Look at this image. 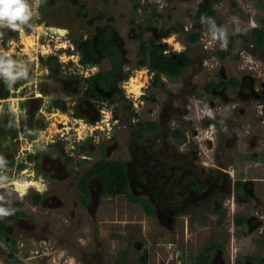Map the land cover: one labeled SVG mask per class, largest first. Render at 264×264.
I'll return each mask as SVG.
<instances>
[{
  "label": "rangeland",
  "instance_id": "1",
  "mask_svg": "<svg viewBox=\"0 0 264 264\" xmlns=\"http://www.w3.org/2000/svg\"><path fill=\"white\" fill-rule=\"evenodd\" d=\"M200 1L43 0L42 2V0H25L29 18L23 23V28L27 36L36 37L37 49L46 53L45 58L58 54L59 58L66 62L69 60L64 64L63 70L73 67L70 59L76 60V52L70 48L74 52L67 53V49L69 50L70 45L74 46V42L83 38L85 32L90 35L95 26L99 29L113 28L117 33V40L122 42L123 49L128 52L130 58L128 64L131 68L124 84L127 85V82L135 77L142 86L151 83L147 90V94L151 95L149 101L164 111L167 109L164 107L168 104L169 95H173L175 99L179 98L178 95L186 93L190 96L218 97V92L212 93V88L208 89L207 86L219 80L221 69H224L225 73H233L235 77L239 76L236 78V83H231V87H224L227 95H244L250 91L251 82H248L244 76L254 77L252 86L256 85L259 92L264 95V53L259 46L252 45L248 40L250 31L254 27L264 26V0H217L214 2L216 20L221 22L218 30L222 31L228 39L232 38L219 43L211 36L213 26L205 27L202 24L198 30L192 28L195 22L201 24L195 18ZM98 13L102 18H97L93 26L89 22L87 25L86 21ZM41 21L59 30L62 35L41 38L39 36ZM138 27L142 30L141 35H139ZM172 27L176 29L173 30ZM162 28L167 31L165 37L158 34L159 29ZM186 28L189 31L183 30ZM65 29L68 31L67 34L62 32ZM11 30L7 22H0L1 38L9 37ZM193 32H197L200 38L197 42L190 43L189 36ZM238 34L246 35L245 41L235 39L234 37ZM22 39L23 35L17 39V42L22 45L16 47V42H11L7 47V54L16 50L21 52ZM151 39H155L158 43H165L168 53L184 51L189 54L190 65L185 74H182L183 76L171 77L160 73L158 85H152L153 80H149L147 70L150 69L147 65L137 66L140 61L137 55L140 43L143 41L147 44ZM42 42L45 44V49L41 48ZM245 45L249 48L246 49ZM3 46L5 47L6 44L4 43ZM24 52H28L25 51V47ZM8 59L11 57L9 56ZM104 62L101 66L108 67L106 58ZM46 66L48 72L43 75L48 74L44 76L46 79H43L39 86L45 89L47 95L52 93L67 95L64 84L67 85L71 78L62 72L61 68V72H56L57 67L53 62L47 63ZM95 69L97 67L93 71ZM225 75L227 78L230 77L228 74ZM38 78L42 79L43 76L37 77L36 81ZM204 88H207L205 92H203ZM241 88L244 91H241ZM202 96H199L200 101L196 100V102L208 108V105L202 104ZM10 103L14 106L12 103L15 101L11 99ZM149 107L147 105V108L144 107L141 112L145 120L151 119L148 114ZM65 108L64 112L71 111L69 104H66ZM193 111L195 112L192 115L198 114L195 116L197 121L202 123L207 121L208 117L202 120L207 113H201L196 109ZM225 114L227 112L223 109L219 118L221 119ZM203 132L202 136L206 137V131ZM202 146L206 151L208 146ZM156 147L158 144L155 149ZM132 153L131 148L128 147L127 153L120 159L126 161L127 165L136 166ZM43 158L45 160L42 161ZM43 158H38L39 172L47 177L64 174L63 165L53 154L44 155ZM236 158V156L233 158L232 163L237 166ZM0 168H2L1 162ZM9 177H12L11 174L3 178L2 182L5 186L0 187V209L6 213V215H0V223L3 224V228L0 229V264H141L140 258L145 250L148 251L149 263V260H153V254L163 253V243L168 241L171 237L170 233L175 231L180 232L183 239L190 238H188L190 242L185 243L183 249L190 251L191 264H194V257L212 241L221 243L222 247L214 251L210 264H250V260L246 257L254 258L251 264H260L264 258V243L259 241L260 238L264 239V233L257 234L259 229L264 230V205L256 207L253 202L250 205L247 201L248 197L245 196H235L236 201L231 199L229 207L222 208V206L208 204L202 209H195L196 212L190 223L184 222L181 225L183 218L180 215L183 211L178 209L179 215L174 220L164 211L152 217L145 215L134 199L136 197L150 198V196L143 189L136 190L133 183L129 186L132 199L125 195L114 197L102 195L99 180L93 178L89 182V196L84 204L78 196L79 191L74 183L62 190L63 200L59 196L57 199L43 194L41 203L35 205L32 204V196L36 191L30 188L25 195L18 197L17 192L12 188L13 185L9 184L13 182ZM252 177L264 179V172H257ZM229 180L232 183V180ZM261 183L256 186H262L263 193L260 192V194L264 198V182ZM230 195L231 192L227 197L230 198ZM263 198L260 197L264 204ZM16 202L20 203L19 207H16ZM255 213L260 220L256 223L259 224L257 228L246 222L249 216ZM237 216H244L246 223L244 222L241 226L235 224L234 220ZM186 224H188V233L185 234L183 230Z\"/></svg>",
  "mask_w": 264,
  "mask_h": 264
},
{
  "label": "flooded vegetation",
  "instance_id": "2",
  "mask_svg": "<svg viewBox=\"0 0 264 264\" xmlns=\"http://www.w3.org/2000/svg\"><path fill=\"white\" fill-rule=\"evenodd\" d=\"M96 16L98 15H94L92 19ZM90 21L91 18L86 24L93 26L95 20ZM15 24L16 28L11 27L9 37L4 39L0 37V46L6 44V51L0 54V162L3 169L8 168L12 176L9 179L12 181L24 178L25 181L38 182L29 184L27 188L28 190L32 186L36 191L32 199L36 194L40 195L39 202L32 204L41 203L43 194L49 198L60 197L63 200L62 190L74 183L78 190V182L96 162L102 159L123 160L120 158L127 153L129 147L135 158L132 160L137 163L136 166L127 165L123 160L127 166L129 183H133L136 190L147 191L150 198L136 199L148 198L153 203L157 215L164 211L174 220L179 215L177 209L181 210L183 225L184 222L190 223L195 209H202L208 204L229 207L231 201L235 202V196L238 195L248 197L250 205L251 202L256 207L264 205L260 199L263 198L260 194L263 193L262 186H256L262 184L264 179L252 177L257 172H264V95L259 92L256 85L252 86L254 77L244 76L251 82L248 93L227 95L225 88L231 87L233 82L236 83L239 76L235 77L233 73H225L224 69H221L219 80L207 86L208 89L212 88V93L218 92V97L190 96L186 93L178 95L179 98L175 99L173 95H169L168 104L164 107L169 111H164L149 101L151 95L147 94V90L151 83L143 86L140 83L139 93H133L128 89L129 81L127 85L124 84L127 79L125 75L131 68L128 64L130 62L128 52L123 49L122 42L117 40L118 36L113 28L99 29L95 26L93 33L88 35L85 32L83 38L67 49V53H73L75 50L79 56L76 63L70 59L76 64L75 73L61 70L71 78L67 85L64 84L67 95L65 93L47 95L45 89L39 85L48 74L43 75L48 72L47 63H55L56 72H61L60 55H49L45 58L46 53L43 50H35L37 41L34 35H32L34 52L26 48L25 51L28 52H24L23 44L21 52L16 50L17 52L8 55L9 44L15 41V47L22 45L17 39L26 34L23 23L16 21ZM47 25L44 21L40 22L41 38L53 37L58 34L56 32L62 35L59 30ZM201 26L202 23L195 22L192 28L198 30ZM183 30L189 31L188 28ZM64 32L67 34L68 31L65 29ZM80 41H89L97 62L87 63L85 55L78 49ZM41 44L45 46L43 42ZM70 48L74 49L73 52ZM164 53L169 54L166 50ZM9 56L11 59H8ZM52 57L56 60H52ZM102 57L108 61V67L101 66L105 63V58ZM96 67L97 69L93 71ZM225 74L230 77L227 78ZM39 76L43 78L36 81ZM153 78L149 80H154ZM206 89L204 88L203 92ZM241 91L244 90L241 88ZM11 92L16 93L13 100L16 101L14 107H17V111L13 107V115L9 118ZM48 96L50 103L44 104V98ZM199 96H202V104L208 105V108L196 102L200 101ZM66 104L71 107V116L74 119L84 120L92 129L91 134H87L82 143H69L67 139L59 138L57 123H61L60 116L63 113L59 110L65 111ZM43 105L48 112L44 111L47 118L42 114ZM147 105L150 106L148 112L150 120L142 118L141 112ZM194 109L207 113L202 117V120L208 117L205 123L196 120L195 116L198 114L192 115ZM223 109L227 114L220 119V112L223 113ZM68 117L70 118L69 115ZM49 126L52 127L48 130ZM38 128H44V131ZM34 129L39 133L38 139L51 138L53 133L56 141L52 144L43 143L35 153L29 152L22 147L28 144L26 140L30 139ZM177 131L179 134L176 135ZM203 131H206V137L202 136ZM157 144L158 147L155 149ZM202 145L208 146L206 151ZM30 149L33 150L34 147ZM49 154H53L63 165V175L47 177L38 171V158L42 159L44 155ZM235 156L237 166L232 163ZM25 168H29L27 174H23ZM93 178L98 180L96 176L89 178L88 189ZM43 186L44 190L40 192L39 189ZM230 192L229 198L227 195ZM256 214L245 219L254 228L258 227L259 224L256 223L260 221ZM234 222L237 224L236 220ZM259 233L263 234L264 230L259 229L257 234Z\"/></svg>",
  "mask_w": 264,
  "mask_h": 264
},
{
  "label": "trees",
  "instance_id": "3",
  "mask_svg": "<svg viewBox=\"0 0 264 264\" xmlns=\"http://www.w3.org/2000/svg\"><path fill=\"white\" fill-rule=\"evenodd\" d=\"M166 1L171 2L173 0ZM216 1L217 0H202L197 6L195 18L203 25L213 26V35L218 42H222L224 40H231L232 38L228 39L222 31L218 30V27L221 25V22H217L215 10L213 8L214 2ZM46 4L49 5V3ZM97 15L98 16H96V18L91 19V21L96 20L97 18H102L100 13H98ZM138 29L140 32L139 35H141L142 30L140 27H138ZM172 29L175 30L176 27H172ZM158 34L161 37H165L167 35V31L162 28L159 29ZM234 38H237V40L243 42L245 41V38H247V36L238 34ZM198 39L199 34L197 32H193L189 36L190 43H195L198 41ZM248 40L250 43H252V45L259 46L261 51L264 53V26L254 27L250 31ZM245 47L246 49L249 48L248 45H245ZM78 49L81 54L85 55V60L87 61V63L97 62V58L95 57V53L92 50L89 41H80ZM165 50L166 44L158 43L155 41V39H151L147 44L142 41L139 45L137 55L140 57V61L137 63V66L147 65L150 71H153L155 73L154 80L152 83L153 85H158L160 73L166 74L171 77H178L182 75L190 65V56L187 52L182 51L178 53L174 52L166 54L164 53ZM51 59L56 60L55 57H52ZM125 77H127V74L125 75ZM175 134H179L178 131L175 132ZM92 176H96L98 178L101 185L102 195L109 197L125 195L130 197L129 174L127 172L126 163L123 160H99L94 164V167H92L86 173L84 178L80 179L77 185L79 191L78 196L80 197V200L83 204L87 202V198L89 196L87 181ZM130 198L132 199V197ZM32 200L34 203L39 202L40 195L36 194ZM134 201L139 203L145 215L149 217L155 215V207L148 198L140 200L134 199ZM16 204L19 205L20 203L16 202ZM235 220L238 225H242L245 222L244 216H237ZM2 228L3 224L0 223V229ZM263 240L264 239H259L260 242L262 241V243H264ZM221 247L222 244L219 242L212 241L208 243L194 257V264H210L213 259L214 251ZM246 258L250 260V264L251 262H253L254 258ZM147 260L148 253L145 250L143 251V254L140 258L141 264H146ZM191 260L192 259L190 258V261ZM260 264H264V258L261 260Z\"/></svg>",
  "mask_w": 264,
  "mask_h": 264
},
{
  "label": "built area",
  "instance_id": "4",
  "mask_svg": "<svg viewBox=\"0 0 264 264\" xmlns=\"http://www.w3.org/2000/svg\"><path fill=\"white\" fill-rule=\"evenodd\" d=\"M73 47V46H72ZM4 51H6V48L2 45L0 46V54L1 53H4ZM76 60H75V63L77 62L79 56L78 54L76 53ZM60 63H61V68H64V64H66V61L63 60L62 58H60ZM63 70V69H62ZM63 71H66V72H69V73H75L76 72V64H73V67L71 68H68L63 70ZM148 74H149V79H151L153 77V75L155 74L153 71H150V70H147ZM39 96V95H37ZM45 113H48V112H45ZM43 115V117L46 118V115ZM70 114V118H72L74 121V123H69L68 126L69 128L66 129L67 126L65 125H62V123H57L59 124V138L61 139H67L69 143H73V142H76V143H82V140L86 137L87 134H91V127L88 126V124H85L84 123V120H78V119H74L72 116H71V111L68 112ZM43 114V112H42ZM42 118V117H41ZM49 121V120H48ZM50 123V122H48ZM80 126V131L78 130L77 131V127ZM65 128V129H63ZM44 128H38V130L40 131H44L43 130ZM38 132H33L30 137V139H27V143L28 144H24L22 148H25L27 149L29 152H32V153H35L37 152L41 145L43 143L45 144H52L53 142L56 141V136L53 135V133H51L52 135L50 136L51 138H40L38 139L37 136H38ZM30 147H34L33 150L30 149ZM29 168H25L23 170V174H27V170ZM6 170L8 171V168L6 169H2L0 168V187H2L3 185V177L5 175H7V172ZM28 177V175H27ZM183 232L186 234L188 233V225L186 224L185 227H184V230ZM171 237L168 239V241L164 242L163 245H162V248L163 249V253H160L158 252L157 255L156 253L153 254V260L150 261L149 260V263H148V260L146 262V264H191V261H190V251H184L183 249V246H185V243L187 242H190L188 241L189 239L186 237H184V239L182 238V234L178 231H175V232H171L170 233ZM147 251V250H146ZM148 253V251H147ZM143 254V253H142ZM196 255V254H195ZM194 255V256H195Z\"/></svg>",
  "mask_w": 264,
  "mask_h": 264
},
{
  "label": "clouds",
  "instance_id": "5",
  "mask_svg": "<svg viewBox=\"0 0 264 264\" xmlns=\"http://www.w3.org/2000/svg\"><path fill=\"white\" fill-rule=\"evenodd\" d=\"M28 18H29V14H28V11H27V5L25 3V0H0V22H7L8 25H10L12 28L15 29L16 28V24H15L16 21H20L21 23H24V22L27 21ZM205 27H207V26L205 25ZM211 36L214 38V40L217 43H219L215 39V37L213 35V32H212ZM44 99H45L44 100V104L50 103L49 96L44 98ZM45 109H44V111H45ZM61 111L63 113H66L63 110H61ZM45 112H47V111H45ZM6 172H7V174H9V171L6 170ZM4 186L5 185H3L2 187H4ZM10 186H12V185L10 184ZM12 188L14 190V187H12ZM30 188H32V186ZM39 190H40V192L43 191L44 190V186H43V189H39ZM19 199L23 200L21 198H19ZM0 215H6V213H4L2 209H0Z\"/></svg>",
  "mask_w": 264,
  "mask_h": 264
},
{
  "label": "bare ground",
  "instance_id": "6",
  "mask_svg": "<svg viewBox=\"0 0 264 264\" xmlns=\"http://www.w3.org/2000/svg\"><path fill=\"white\" fill-rule=\"evenodd\" d=\"M43 30V28H42ZM63 33H65L64 31H62ZM58 34H60L59 32H56ZM21 34H22V31H21ZM41 32H40V35L41 36ZM22 43L24 44L26 50H30L34 52V38L32 35H29L27 36L26 34L23 35V39H22ZM65 45V44H64ZM44 46H41V48H43ZM37 44H36V48L35 50L37 49ZM141 84L139 83V80L138 78H131L130 82L128 83V89L130 91H132L133 93H139V86ZM62 115V114H61ZM60 119L63 120L64 119V116H60ZM35 184V183H38V182H35L33 180H30V181H25L24 178L22 179H13V182H9V184L13 185L14 189L16 190V192L18 193V196H23L25 195V192L29 186V184ZM41 184V183H40ZM8 185V184H6ZM41 189H43V187H40Z\"/></svg>",
  "mask_w": 264,
  "mask_h": 264
},
{
  "label": "crops",
  "instance_id": "7",
  "mask_svg": "<svg viewBox=\"0 0 264 264\" xmlns=\"http://www.w3.org/2000/svg\"><path fill=\"white\" fill-rule=\"evenodd\" d=\"M12 104H13V103H12ZM13 107H14V106H13ZM16 108H17V107H16ZM16 108H13V109L16 110ZM41 109H42V112H43V114H44V109H45L44 105L42 106ZM13 112H14V110H13L12 112H11V110L8 112V113H9V114H8V117H9V118H11V116L13 115ZM67 113H68V112H67ZM67 113H66V114H65V113H62V115H61V116H64V119L61 120V123H62V125L67 126L66 129L69 128L68 124H69L70 122H71V123H74V122L68 117V115L70 116V114H69V113L67 114ZM46 118H47V117H46ZM58 120H59V119H58ZM52 126H53V125H52ZM52 126H49V127H48V130L51 129ZM54 129H55V128H54ZM54 129H53V130H54ZM63 129H65V128H63ZM80 129H81L80 126L77 127V131H78V130L80 131ZM34 132L36 133L37 131H35V129H34Z\"/></svg>",
  "mask_w": 264,
  "mask_h": 264
},
{
  "label": "water",
  "instance_id": "8",
  "mask_svg": "<svg viewBox=\"0 0 264 264\" xmlns=\"http://www.w3.org/2000/svg\"><path fill=\"white\" fill-rule=\"evenodd\" d=\"M92 65L90 64L89 65V67H91ZM16 96V93H14V92H11V95H10V100L9 101H11V99H14V97ZM15 101V100H14ZM16 102V101H15ZM13 106L12 105H10V107H8V112L11 110V112L13 111ZM60 112H62L61 110H59ZM203 156H205V154L203 155Z\"/></svg>",
  "mask_w": 264,
  "mask_h": 264
}]
</instances>
